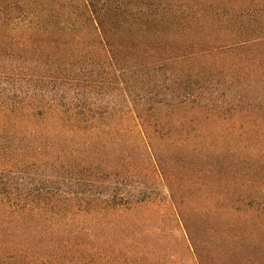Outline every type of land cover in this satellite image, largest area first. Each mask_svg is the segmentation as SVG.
Instances as JSON below:
<instances>
[{
  "label": "rangeland",
  "instance_id": "obj_1",
  "mask_svg": "<svg viewBox=\"0 0 264 264\" xmlns=\"http://www.w3.org/2000/svg\"><path fill=\"white\" fill-rule=\"evenodd\" d=\"M103 5L114 56L0 84V264H264V0Z\"/></svg>",
  "mask_w": 264,
  "mask_h": 264
},
{
  "label": "trees",
  "instance_id": "obj_2",
  "mask_svg": "<svg viewBox=\"0 0 264 264\" xmlns=\"http://www.w3.org/2000/svg\"><path fill=\"white\" fill-rule=\"evenodd\" d=\"M103 4L104 0H0V84L8 83L6 75L15 73L17 79L20 74L32 77L28 73L31 71L38 74L41 86L51 85L40 77L47 68L45 64L50 62L47 59L70 54L73 51L70 47L75 48L85 43L90 33L94 39L99 40L102 48L114 56L116 50L109 45L113 34L101 23L106 12ZM165 7L167 8L159 11L163 15L176 12L172 6ZM112 13H115L114 10ZM142 13L144 12H137ZM50 71L54 72L52 69ZM3 91L5 92L0 88V96H3ZM20 111L19 105L0 109V137L9 127L6 117L12 115L11 119H14L20 115ZM27 111L31 118L36 116L35 109L29 108ZM79 114L77 107L72 109L64 105L59 110L61 119L65 117L66 122L74 121L70 125L75 129H100L114 134L110 124L93 121L86 123L77 118ZM19 119L15 120V125Z\"/></svg>",
  "mask_w": 264,
  "mask_h": 264
}]
</instances>
